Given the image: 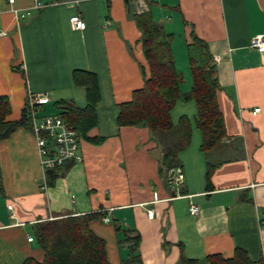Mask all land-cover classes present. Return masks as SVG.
<instances>
[{
	"label": "crops",
	"instance_id": "crops-1",
	"mask_svg": "<svg viewBox=\"0 0 264 264\" xmlns=\"http://www.w3.org/2000/svg\"><path fill=\"white\" fill-rule=\"evenodd\" d=\"M41 2L44 6L36 9L34 0L12 5L0 0V96L10 105L5 121L21 118L29 94L47 95L40 116L57 114L58 103L84 109L87 94L81 80L93 75L97 124L86 135L103 139L82 138L81 161L58 172L45 188L30 128L19 126L0 139V264L42 263L34 225L90 213L102 214L88 225L104 241L109 264H210L208 255L229 258L237 248L260 259L264 51L250 43L256 35L264 37V0ZM141 4L143 13L170 35L173 58L176 47L187 46L195 34L209 47L218 71L216 100L226 136L217 147L200 148L192 101L180 100L171 110L172 123L182 115L191 122L190 143L178 154L183 183L175 188L168 184L169 174L160 171L163 147L148 127L117 122L120 104L130 101L149 75L141 31L132 17L141 13L136 11ZM26 11L30 15L21 17ZM74 14L84 19L85 29L70 26ZM256 107L260 111L252 114ZM191 203L199 207L196 216L190 214Z\"/></svg>",
	"mask_w": 264,
	"mask_h": 264
},
{
	"label": "trees",
	"instance_id": "trees-1",
	"mask_svg": "<svg viewBox=\"0 0 264 264\" xmlns=\"http://www.w3.org/2000/svg\"><path fill=\"white\" fill-rule=\"evenodd\" d=\"M131 1V0H129ZM133 19L141 31L143 53L149 75L140 89L134 90L131 100L120 104L117 118L119 126H146L163 147L160 171L168 174L181 168L179 152L190 143L191 122L182 115L177 124L172 123L171 110L180 101H192L195 106L194 124L200 131V148L204 152L217 147L226 136L223 115L219 110L216 91L220 88L217 66L207 44L192 34L187 45L188 69L191 85L182 91L183 73L174 62L170 47V35L152 21L145 12L133 13ZM74 81L80 83L77 75ZM86 87L87 106L78 109L70 104L58 103L57 115L73 125L80 138L99 142L103 138L90 139L87 131L97 124L95 105L99 98L96 77L87 75L81 80ZM10 112L6 96H0V139L7 138L17 127L30 128L29 108L24 107L17 121H5ZM72 162L47 171V182L52 184ZM212 166L208 165L209 179ZM102 214L67 215L38 222L34 225L36 241L44 252V260L38 263L26 259L23 264H109L104 241L89 228V221ZM210 264H264V254L253 260L244 250L237 248L232 257L221 254L207 256ZM195 260H183L182 264H195Z\"/></svg>",
	"mask_w": 264,
	"mask_h": 264
},
{
	"label": "built area",
	"instance_id": "built-area-1",
	"mask_svg": "<svg viewBox=\"0 0 264 264\" xmlns=\"http://www.w3.org/2000/svg\"><path fill=\"white\" fill-rule=\"evenodd\" d=\"M14 0H8V3L12 5ZM44 4L41 0H34V7L39 9ZM145 10L143 4L137 8V12H143ZM12 11L18 15V10L12 8ZM30 12L26 11L20 16H29ZM70 26L75 30H83L86 27V22L79 14H74L69 18ZM2 32H0V35ZM250 46L256 50L264 51V37L262 35H256L252 38ZM215 61V58H214ZM48 102L46 94L36 95L29 94L26 100V106L29 108L30 114V131L32 132L36 148L39 154L42 170L45 175L40 182L42 188L46 187L47 171L61 167L68 162H80L82 159L80 153V141L81 138L73 125L69 124L64 118L57 114L38 115L39 106ZM260 111L259 107L253 109L252 114H256ZM183 183L182 170L177 167L172 169L169 173L168 184L172 187H179ZM11 209L12 205H8ZM191 215L196 216L199 211V207L196 204L191 203L189 206ZM108 221V218H104ZM32 236L28 237L31 241Z\"/></svg>",
	"mask_w": 264,
	"mask_h": 264
},
{
	"label": "rangeland",
	"instance_id": "rangeland-1",
	"mask_svg": "<svg viewBox=\"0 0 264 264\" xmlns=\"http://www.w3.org/2000/svg\"><path fill=\"white\" fill-rule=\"evenodd\" d=\"M176 54L174 55L175 64L177 65V68L183 73V82L182 86L185 89H189L191 85V80L189 77V69H188V62H187V46L186 44H183V47H181V50L176 47L175 50Z\"/></svg>",
	"mask_w": 264,
	"mask_h": 264
},
{
	"label": "water",
	"instance_id": "water-1",
	"mask_svg": "<svg viewBox=\"0 0 264 264\" xmlns=\"http://www.w3.org/2000/svg\"><path fill=\"white\" fill-rule=\"evenodd\" d=\"M125 2L128 4L129 3V0H125Z\"/></svg>",
	"mask_w": 264,
	"mask_h": 264
}]
</instances>
